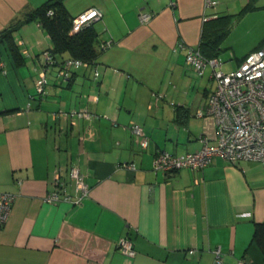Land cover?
Segmentation results:
<instances>
[{
	"label": "crops",
	"instance_id": "obj_1",
	"mask_svg": "<svg viewBox=\"0 0 264 264\" xmlns=\"http://www.w3.org/2000/svg\"><path fill=\"white\" fill-rule=\"evenodd\" d=\"M46 1L0 0V33L21 21L12 33L18 58L0 43V192L14 195L0 228V264H213L217 250L222 264H264L252 239L254 223L264 220V161L215 156L197 170L152 167L157 149L181 154L197 149L200 135L214 139V117L196 113L213 81L209 74L211 85L201 87L204 73L185 54L199 46L204 25L231 13L222 0H62L71 17L100 10L99 74L81 67L62 81L57 72L69 55L55 54L39 95L35 80L51 40L37 20H24ZM105 41L112 44L101 49ZM262 43L234 56L235 65ZM74 109L92 117L72 124L58 113ZM132 122L148 136L146 148ZM71 165L86 195L45 202L57 168L75 198ZM122 236L132 241V257L118 248Z\"/></svg>",
	"mask_w": 264,
	"mask_h": 264
},
{
	"label": "built area",
	"instance_id": "obj_2",
	"mask_svg": "<svg viewBox=\"0 0 264 264\" xmlns=\"http://www.w3.org/2000/svg\"><path fill=\"white\" fill-rule=\"evenodd\" d=\"M206 4L214 6L217 0H206ZM47 13L51 15L53 10L49 9ZM139 14L142 21L149 18L148 13L140 11ZM100 18L101 12L98 8H87L72 18L70 30L71 32L79 31ZM111 44V41H105L100 47L105 49ZM43 60L44 63L35 80V89L39 95L45 94L48 83L46 74L55 63V57L49 51H45ZM185 62L193 67L198 75H202L210 66V78L214 86L208 93L205 105L196 113L199 116L207 114L214 117L215 136L210 142L206 135H200L198 138L200 146L193 151L181 154L157 149L152 159L153 169L163 173H173L181 168L197 170L208 165L215 156L222 157L233 164L244 159L264 161V43L248 52L238 65L229 70L222 68L223 63L218 55L206 57L198 47H187ZM89 66L93 68V73L97 76L99 72L94 63L89 64L82 59L68 57L60 63L57 75L62 81H67L74 70ZM156 96L160 97L161 94ZM58 113L69 116L72 124L76 119L87 120L92 117V114L85 109ZM129 128L139 137L140 147L146 148L149 145V138L143 127L137 122H132ZM62 172L61 168L56 169L53 190L45 194V202L54 203L60 200L78 202L86 195L88 185L78 166L71 165L67 171L77 193L73 200L66 191ZM13 197L14 195L10 192H0V228L8 218ZM117 245L124 254L130 257L135 254L132 241L128 237H120ZM219 253L220 251L217 250L213 264H222Z\"/></svg>",
	"mask_w": 264,
	"mask_h": 264
},
{
	"label": "trees",
	"instance_id": "obj_3",
	"mask_svg": "<svg viewBox=\"0 0 264 264\" xmlns=\"http://www.w3.org/2000/svg\"><path fill=\"white\" fill-rule=\"evenodd\" d=\"M61 1L62 0H48L44 2L37 8L29 11L24 21L37 20L46 30L52 45L49 52L53 57H55V54L67 53L69 57L82 59L89 64L95 63L98 55L96 49V44L98 42L97 32L94 29L95 22L84 26L79 31L71 32L70 28L73 17L68 14ZM253 8L252 0H248L241 8L238 15L252 10ZM49 9L53 10L51 15L47 13ZM230 17L231 16L227 14L220 15L216 17V20L211 21L209 25H204L198 46L204 56L210 57L218 55L220 50L219 43L227 33V28L231 21ZM20 23L21 21H18L0 33V43L5 42L16 59L19 53L13 41L12 33L17 29ZM71 77L69 79H71ZM252 239L260 248L262 255H264V220L254 223Z\"/></svg>",
	"mask_w": 264,
	"mask_h": 264
},
{
	"label": "rangeland",
	"instance_id": "obj_4",
	"mask_svg": "<svg viewBox=\"0 0 264 264\" xmlns=\"http://www.w3.org/2000/svg\"><path fill=\"white\" fill-rule=\"evenodd\" d=\"M247 1L248 0H222L223 6L220 5L221 8L224 7L223 10L231 12L229 14H222L231 16L227 33L219 43L220 50L218 52V57L223 63L222 68L224 70L234 68L236 66L234 56L242 54L245 48H248L257 39L264 38V0H252L254 8L238 15ZM214 6H219V0H217V4ZM97 22H99V20L95 23ZM210 70V66H208L202 78L198 76L197 80L201 81V87L203 84H207L208 86L211 85V80L207 79Z\"/></svg>",
	"mask_w": 264,
	"mask_h": 264
}]
</instances>
